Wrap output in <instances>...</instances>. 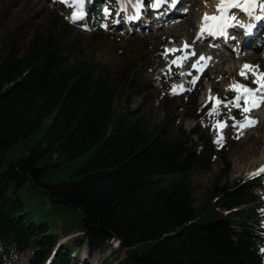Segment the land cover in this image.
Segmentation results:
<instances>
[{
  "label": "trees",
  "instance_id": "16d2710c",
  "mask_svg": "<svg viewBox=\"0 0 264 264\" xmlns=\"http://www.w3.org/2000/svg\"><path fill=\"white\" fill-rule=\"evenodd\" d=\"M99 7L86 11L91 29ZM72 36L69 22L51 20L24 52L15 36L0 57V264H15L27 251V264H44L50 255L47 264H71L69 246L54 249L70 233L54 238L45 223H35L18 193L24 187L41 193L50 208L79 212L76 232L88 253L114 240L123 254L116 264H264L252 206L264 175L213 184L193 207L187 175L209 170L219 149L215 133L201 129L205 114L193 118L189 131L172 132L165 105L162 119L146 126L142 107L152 88L136 74L149 68L147 61L139 59L114 83L101 63L72 58ZM135 95L140 102L130 109ZM19 145L26 154L8 160ZM65 165V178L53 183ZM168 175L179 177L165 183ZM243 205L246 211L234 210Z\"/></svg>",
  "mask_w": 264,
  "mask_h": 264
},
{
  "label": "rangeland",
  "instance_id": "374dc122",
  "mask_svg": "<svg viewBox=\"0 0 264 264\" xmlns=\"http://www.w3.org/2000/svg\"><path fill=\"white\" fill-rule=\"evenodd\" d=\"M141 1V9L145 10V3H147L148 0ZM179 1L181 3L176 5L178 19L177 21H170V23L174 24L162 26L159 24L158 19L151 17L148 31L139 32L134 27H132L133 30H127L128 25L124 22L126 21L125 14L120 19L121 28L114 29L117 28L114 19L118 11L115 10V5H111L112 7H110V5L106 4V2H110V0H94L96 5L102 6V9L99 14L100 18L92 29L89 28L84 21L81 22L79 20L73 22L71 13L74 9L70 10V13L68 12L69 14H67L68 3H59L58 0H0V57L7 44L11 42L15 36L19 38L17 44L18 52L22 53L25 51L28 42L36 31L46 32L50 27L51 20L52 22L54 21V24H57L63 19L67 22H71L72 29L76 33V36H72L77 38L75 51L72 53L73 55H71L72 58L80 61L90 60L101 63L110 70L114 83L117 82L122 74L125 75L128 71L132 70L133 63H136L139 59H145L149 68L145 70H142V68H140V70L138 69L136 75L139 77L140 82L147 83L148 87L152 88L149 101L142 107V109L145 110L142 114L146 126L151 127L158 123L164 116L166 112L165 105H167L169 106L167 110L170 109L169 112L173 113L172 132H177L178 130L184 132L189 131L194 128L193 118L204 113L206 116L204 118L200 116L198 119L204 124L201 129L206 132H215L217 139L218 136L223 137L222 143L219 144L218 153L213 159L209 170H194L187 175L191 182L193 207H196L203 201L204 192L206 189H211V185L216 184L215 188L222 185L232 186L237 183H242L249 178L256 177L247 175L253 165L241 171H238V168L241 167V165L249 164L250 161L252 162L260 154L251 155L252 157L250 158L247 156L248 153L256 148V146L260 145L264 139V102L261 103L260 111L256 114L255 118L252 112L248 113V118L255 121L254 125L248 128L250 132L247 131L242 134L241 129L236 126L234 129H229L232 124V117L230 115L241 116V121L239 123H244L245 117L243 108L248 106L245 105L244 100L241 98V101L239 100L240 107L237 110H232V108L236 107L234 102L239 94L237 91L233 90L235 84H233L232 77L237 76L246 79L240 75L242 68L236 67L233 61H238L242 57L247 61H253L256 55L254 52H251L246 56L248 52L243 49L239 51L237 42L238 37L235 35H233L235 40L231 39L226 46H218V50L208 43V37L202 39L201 42L209 44L206 48L210 50V54L208 55L209 64L202 75V81L193 84V79H191L190 82L185 85V89L182 92L177 91L176 94H173V87L171 84L163 80V76L169 74L165 65H168L177 57L184 55L190 56L193 51L196 52V55H198L197 53L199 52L201 55L205 54V52L196 49L198 45H207L201 44L193 38L191 41L192 44L196 45V49L191 48L186 53L180 51L177 57L172 60H169L167 55H165V49H176L185 44V36H183V33L177 35V37L175 36L178 32L176 25L186 20L188 10L193 9L197 14L194 18L195 22L197 21L198 14L202 13L207 6L211 4V0H197V6H192V3L189 4L186 0ZM257 1L260 3L261 0ZM262 2H264V0H262ZM144 6L145 8H143ZM105 7L109 9L110 13L107 16H105L103 12V8ZM210 15L212 14L210 13ZM260 15L264 17V13H260ZM104 25H106V27ZM192 29L193 27L189 31L190 37H192ZM195 31L196 29H194V36ZM171 42L173 45H171ZM186 43L189 44V41ZM261 45H264V36L262 35L260 37V46ZM218 53L228 57L219 60L218 55L220 54ZM260 53L261 56H263L262 54L264 52H262V50ZM260 53L257 55H260ZM198 60L199 59H197V61ZM251 72L252 71H250V73ZM252 73L246 75V77L248 78L247 83L253 84V87L255 76ZM208 90H210L209 95ZM194 97L195 101H193ZM207 99L210 100L204 105V101ZM217 99L220 100V104L217 106L216 112L209 116L208 113L213 109L214 105H216ZM139 102V96H133L129 101V108H137ZM113 106H116L115 102ZM194 106L196 110H192ZM217 122L224 123L227 126L222 129H215L213 126ZM253 136L256 140L255 138L252 140ZM25 154L26 148L23 145L15 146L8 152L7 159L12 161L23 157ZM245 155L247 156L246 160ZM68 171L69 167L67 168L65 165V168L63 167V170L59 171L51 181L54 183L65 178ZM262 174L264 173H259L258 175ZM178 177V175H168L165 177V183L176 180ZM18 193L24 204L25 210L29 212L33 221L35 223H45L48 233H51L54 238H60L62 235L70 233L68 236H65L66 238L63 240H57L54 249L57 245L69 246L71 248V264H116L117 261L122 259V251L117 248V244L114 240L101 245L99 249L91 253H88V249L84 243L79 244L78 239H80L81 236L79 232H76L80 224L79 212L64 206H53V208H50V204L45 200L44 196L32 189L24 187L20 189ZM258 193L260 194L259 201H256L252 205L255 206L257 210L255 214L258 215L259 219V227L255 228H259V230L264 232V190H258ZM248 207V205H243L234 210L246 211ZM30 258L31 251H27L18 256L15 264H27ZM23 259L25 260L21 263ZM80 259H82V263Z\"/></svg>",
  "mask_w": 264,
  "mask_h": 264
},
{
  "label": "bare ground",
  "instance_id": "6f19581e",
  "mask_svg": "<svg viewBox=\"0 0 264 264\" xmlns=\"http://www.w3.org/2000/svg\"><path fill=\"white\" fill-rule=\"evenodd\" d=\"M186 1L189 4L192 3V6L198 5L197 0H186ZM58 2H63V0H58ZM148 2L150 5L146 6V8L144 6L143 8H145V10H142L141 9L142 8V1L140 0L141 7L139 8L138 11L135 8V4L137 3V0H113V1L110 0V2H106V4L110 5V7H112L111 5H115L114 6L115 10L118 11L116 16H115L116 20L114 19V23H115L117 28H114V29L121 28L120 27V19L122 16H124V14L126 16V21H124V22H126V25H128L127 30H133L132 27H134L139 32H141V31L147 32L148 31V29L150 27V23H149V21L151 20L150 18L155 16V15L158 16L157 19L159 21V24H161L162 26H168V24L172 25L174 23H170V21H175V20L177 21L178 14L176 13V6L172 7L171 0L168 1V4L167 3L163 4L159 8H156L155 0H152V2H151V0L150 1L148 0ZM238 2L243 6L244 0H238ZM63 3H65V2H63ZM67 3L72 5V0H67ZM180 3L181 2L179 1L176 5H178ZM220 3H221V0H211V4L208 5L207 8L202 13L198 14L197 21H195V22H194V18L197 16V14L193 11V9L188 10V16H187L186 20L184 22H182L181 24L176 25L178 28V32L176 33L175 37H177V35H181L183 33V36H185L184 37L185 42L189 41V44L187 43L188 48L196 49V47H195L196 45L192 44V41H191V40H193V38L195 41H198L201 44L207 45V46L198 45L199 47L197 46L196 50H200L202 52H205V54H202L203 57H207L210 54V50H207V48H206L209 46V44H207L206 42H201L202 39L208 37V34L210 33V32L205 31L203 34H201L200 30H201L203 23H204L203 17L205 14H207L209 16H213V15L220 16L221 13L217 11V6ZM261 3H264V2H262V0H261L260 3H258V1H257V7L252 12V15H249L248 13L243 11L242 7L241 8H227L226 12H225V15L228 17V27L225 29L226 35H221L217 31L214 33V36L212 38L210 37V39L208 40V43H210V45L214 46L215 49H217L218 46L223 47V46H226L227 44H229V42L231 41V37H233V35L238 37L237 42H239V38H241L240 45H239V51L243 49L244 51L248 52V53H246V56L249 53L254 52L256 54L254 57L255 60L247 61L245 58L242 57L238 61H233V62L236 65V67H238V68H242L243 65H245V64L254 66V71H255L256 75L264 74V53L262 54L263 56H261V53H260L261 50H262V52H264V45L260 46V37H261V35L264 36L263 35L264 19H261V20L255 19V17L257 15L261 16L260 13H264L260 10V7H259V5ZM228 11H229V13H228ZM210 13L212 15H210ZM230 20H231V22H230ZM208 23L211 24L212 22L209 21ZM249 25L252 26V30L254 31L253 35L246 34V29L248 28ZM192 27H193L192 37H190L189 31L191 30ZM194 29H196L195 37H194ZM259 35H260V37H259ZM182 47H183V45L181 47L176 48V49H180ZM177 52H180V51H177ZM259 53H260V55H257ZM218 54H220V55H218L219 60H223V59H226L228 57V56L226 57L224 54H221V53H218ZM250 57H252V56H250ZM200 63H202V61ZM197 65H198V63H197ZM251 73H250V71H247L246 75H249ZM254 79H256V76ZM247 80H248V78L242 79L241 77H237V76L232 77L233 84H240V85L243 83L248 84ZM257 87H258V85L254 83V86L251 87V89L255 90ZM176 89L178 92L181 90L179 85H176ZM257 98L258 99H264V96H262L261 93H257ZM248 107H251V106L248 105ZM259 111H260V106L252 109L250 112H252L254 114V118H255L256 114H258ZM249 127L243 128L241 130L242 134L249 131V129H248ZM254 138L255 137L253 136L252 140ZM255 140H256V138H255ZM263 143H264V139L260 145L256 146V148L252 149L247 155L250 158L257 153H260L259 156L256 157L252 162L250 161V163L248 161L249 164L241 165V167L238 168V171H241L243 169H248L250 165H253V167H251L252 169L249 170L247 175L248 176H255V175H257V173H261L260 169L264 168V146H263ZM247 156L245 155V160L247 159ZM60 240H63V239H60ZM24 260L25 259L21 260V263H23Z\"/></svg>",
  "mask_w": 264,
  "mask_h": 264
},
{
  "label": "snow or ice",
  "instance_id": "6c2138e0",
  "mask_svg": "<svg viewBox=\"0 0 264 264\" xmlns=\"http://www.w3.org/2000/svg\"><path fill=\"white\" fill-rule=\"evenodd\" d=\"M63 2L67 3V0H63ZM87 0H72V5L74 7L73 12L71 13V19L73 22L82 20L85 15V4ZM94 2V0H93ZM179 2V0H171L172 7H175L176 4ZM168 3V0H155V6L156 8H159L161 5ZM141 7L140 0H137V3L135 4V8L138 11L139 8ZM242 10L248 13L249 15H252V12L256 9L257 7V0H244L243 6L238 2V0H221V3L217 6V11L221 13L220 16H209L207 14L204 15L203 17V26L201 28V34H203L205 31L210 32V33H215L219 32L221 35H226L225 29L228 27V17L225 15L226 9L227 8H241ZM260 10L264 12V3H261L259 5ZM104 15L107 16L109 15V9L107 7L103 8ZM257 20L264 19V17L257 15L255 17ZM211 21L212 23L209 24L208 22ZM106 27V25H104ZM252 31V26L249 25L248 28L246 29V34L251 35ZM231 39L235 40V37H231ZM188 49V44L185 42L182 48L180 49H165V55L172 53L174 54L177 51H182V52H187ZM192 55H195V53H192ZM185 59H188L187 55L177 57L174 59L171 63L176 65V66H182L181 62ZM206 59L205 57L201 56L200 60L203 61ZM193 68L196 69V65H193ZM197 71H200L201 69H196ZM247 71H252L253 75L256 76V79L253 81V83L257 84L258 87L255 90L250 89L249 87L240 85V84H235L233 86V90L237 91L239 95L236 97V101L234 102L236 104V107H240L239 105V100L243 98L245 105H250L251 107L245 106L243 108L244 113H249L252 109L259 107L262 102H264V99H258L257 98V93H261L262 96H264V74L261 75H256L254 71V66L245 64L243 65L240 75L246 77V72ZM191 75V73H188ZM195 80L192 81L193 84H195ZM182 88V86H181ZM177 89L176 86H173V94H176ZM220 104V100H216V105H214L213 109L208 113L209 116L213 115L216 110L217 106ZM255 121L249 119L247 116H245V122L240 123L238 125H235L236 127L243 129L245 127L253 126ZM227 125L224 123L217 122L213 127L215 129H222L226 127ZM223 140L222 136H218V139L216 140V143L221 144ZM260 172H264V168L260 169ZM259 174V173H257Z\"/></svg>",
  "mask_w": 264,
  "mask_h": 264
}]
</instances>
